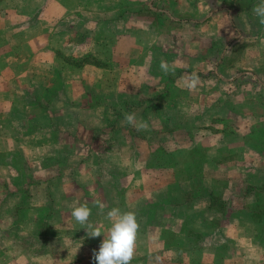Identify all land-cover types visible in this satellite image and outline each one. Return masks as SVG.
Instances as JSON below:
<instances>
[{
  "label": "crops",
  "instance_id": "0c3cea01",
  "mask_svg": "<svg viewBox=\"0 0 264 264\" xmlns=\"http://www.w3.org/2000/svg\"><path fill=\"white\" fill-rule=\"evenodd\" d=\"M258 4L0 0V234L30 222L48 240L57 221L77 231L94 264L103 236H87L71 209L86 204L104 234L117 207L138 222L130 264H264ZM86 56L97 62L78 64ZM36 87L50 92L46 104L25 111L38 91L27 99L23 90ZM76 149L86 155L70 162ZM112 152L119 163L105 174Z\"/></svg>",
  "mask_w": 264,
  "mask_h": 264
},
{
  "label": "rangeland",
  "instance_id": "374dc122",
  "mask_svg": "<svg viewBox=\"0 0 264 264\" xmlns=\"http://www.w3.org/2000/svg\"><path fill=\"white\" fill-rule=\"evenodd\" d=\"M70 58V57H69ZM41 74V73H40ZM68 74H72L71 72ZM29 91V88H24L22 95L26 94L25 98L28 99L31 95H34L37 92V101L34 103L30 102H24L22 101V105H24V110L26 111L27 107L28 110L33 107L35 109L40 108V105H45V98L50 92L45 90V88L41 89V87H36L34 89H31ZM34 90V91H33ZM31 92V93H30ZM40 93V94H38ZM24 97V96H23ZM38 103V104H37ZM43 147H32L31 151L32 153L36 150L38 152L37 154H40ZM30 150V149H29ZM28 151V148H27ZM77 151V152H75ZM83 152L79 150H73V152H70L69 160L70 162L75 161L78 156L86 155V150H82ZM118 152H112L111 154H105V157H102V160L107 162L104 164V168L106 171L105 174L109 173V164L115 165L119 163L118 158ZM89 155H94L92 152ZM88 155V156H89ZM87 156V157H88ZM21 162L24 160L20 158ZM87 160L84 162V165L86 167V177L88 176L91 178L93 175V170L95 169V166L93 164L92 158H87ZM118 165V164H117ZM73 168H70L73 172L70 175V180L74 179V166ZM3 171V170H2ZM92 171V173L90 172ZM100 173H95L94 175H99L101 177V170H99ZM114 174L118 173L117 170L111 171ZM8 174V170L3 171V175L6 176ZM258 174V173H256ZM78 177H81L78 173ZM82 177L83 174H82ZM0 187L3 189V185H0ZM8 189L13 190L15 186L10 183ZM125 199L122 200L121 204H124ZM131 202L133 203V199H131ZM77 204V203H76ZM40 207H43V203L39 202ZM6 221V220H5ZM24 221H26L24 219ZM4 221H0V227L4 228ZM30 223V222H29ZM28 222H23L21 224V228L18 231H12L6 235L0 234V264H89L90 258H91V251L90 249H86L85 246L81 245V239L78 236L77 231L65 228V227H57V221L48 220V224L50 223L51 226H53V234L51 233L48 240L44 237L41 238H35L33 235V229L32 226ZM6 227H9L10 224H5ZM43 230H46V225H41ZM2 236V237H1ZM52 238V241H51ZM37 239V240H36ZM12 245V247L7 250L4 249L3 246H9ZM36 247V249H34ZM34 249V250H33ZM133 264V263H131ZM134 264H137L135 262Z\"/></svg>",
  "mask_w": 264,
  "mask_h": 264
},
{
  "label": "clouds",
  "instance_id": "9594fccd",
  "mask_svg": "<svg viewBox=\"0 0 264 264\" xmlns=\"http://www.w3.org/2000/svg\"><path fill=\"white\" fill-rule=\"evenodd\" d=\"M253 12L259 18V22L264 24V0H259V4L254 6ZM159 67L164 72L168 71V65L164 60L160 61ZM194 85L195 78L189 87ZM124 119L137 130L144 126L142 122L136 121L134 113L125 114ZM70 215L76 222L85 225L83 229L86 230L87 236L92 238L103 236L98 249L93 251L94 264H130L138 230V222L134 212L121 211L117 207L108 210L106 219L109 226L104 234L88 221L90 208L86 204L73 207Z\"/></svg>",
  "mask_w": 264,
  "mask_h": 264
},
{
  "label": "trees",
  "instance_id": "16d2710c",
  "mask_svg": "<svg viewBox=\"0 0 264 264\" xmlns=\"http://www.w3.org/2000/svg\"><path fill=\"white\" fill-rule=\"evenodd\" d=\"M76 60H80L78 62V64H81V63H84V62H97V61H94V58L92 56H86V57H83V58H79V59H76Z\"/></svg>",
  "mask_w": 264,
  "mask_h": 264
}]
</instances>
